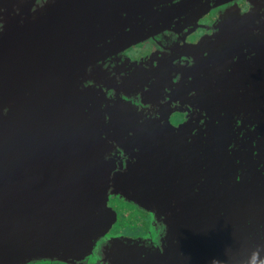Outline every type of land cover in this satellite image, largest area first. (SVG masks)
Instances as JSON below:
<instances>
[{"label":"water","instance_id":"1","mask_svg":"<svg viewBox=\"0 0 264 264\" xmlns=\"http://www.w3.org/2000/svg\"><path fill=\"white\" fill-rule=\"evenodd\" d=\"M248 1L0 0V264H264V0ZM141 42L156 49L124 53ZM113 197L149 214L144 234L110 232Z\"/></svg>","mask_w":264,"mask_h":264},{"label":"flooded vegetation","instance_id":"2","mask_svg":"<svg viewBox=\"0 0 264 264\" xmlns=\"http://www.w3.org/2000/svg\"><path fill=\"white\" fill-rule=\"evenodd\" d=\"M236 3L240 7V11H242V12L247 11L249 8V1L248 0H236ZM229 4H230V2L225 4V5H229ZM225 5L216 6V9L204 14L201 17H199L195 26H193V25L188 26L190 29H192L194 27L190 34H187V35H186V33L184 34L185 30L187 29V28H185L183 31L184 40L188 43H194L201 36L212 34L214 32L213 25L216 22L217 15L219 14L218 12H220L219 10ZM155 49L156 48L151 43L141 42L137 45L129 47L128 49L125 50L124 53L127 56H129L131 59H137L141 56L148 55L149 53H152ZM184 102H182V103L178 102L179 103L178 106H180L183 109H184V107L186 108V106L183 104ZM184 116H185L184 112H174L171 115V121L174 124H176V123L182 121Z\"/></svg>","mask_w":264,"mask_h":264},{"label":"trees","instance_id":"3","mask_svg":"<svg viewBox=\"0 0 264 264\" xmlns=\"http://www.w3.org/2000/svg\"><path fill=\"white\" fill-rule=\"evenodd\" d=\"M111 201L112 202H117V203L121 204L122 207H118L117 209L114 208L117 211V220L114 223V225L112 226V228L110 229V231L118 232L119 230L124 229L125 226L122 227L121 229H119L121 227L120 226V218L123 219V220H130V219L133 220V219H137L136 221H134L135 224H137V222H140V221L144 225H145L146 222L148 223V221H149V219H148L149 214L147 212L139 209L138 207H136L135 205H133V204L127 202V201L120 200L117 197H113ZM124 206H127L129 209H127ZM133 211H135L139 215L134 214ZM147 223H146L145 226H147ZM146 229H147V227H146ZM140 232H141V229H137V230H135L134 233H131V234L133 236H136V235L140 234Z\"/></svg>","mask_w":264,"mask_h":264},{"label":"rangeland","instance_id":"4","mask_svg":"<svg viewBox=\"0 0 264 264\" xmlns=\"http://www.w3.org/2000/svg\"><path fill=\"white\" fill-rule=\"evenodd\" d=\"M111 200H112V198L109 200V205L113 206V208L117 209L118 207H122L121 204H119L117 202H112ZM124 207H126L127 209H129L127 206H124ZM133 213L136 214V215H139L135 211H133ZM148 219H149V217H148ZM130 220H123V219L120 218V226L121 227L119 229H121L122 227L125 226L124 229L119 230L120 232H122V233H124V234H126L128 236H133L131 233H134L135 230H137V229H141V232L138 235L144 234L145 231L148 229V223H149V221H148V223L146 222L147 223V226H145L146 223L144 225L141 221L140 222H137V224H135L134 221H136L137 219H133V220L130 219ZM146 227H147V229H146ZM110 232L113 233V231H110Z\"/></svg>","mask_w":264,"mask_h":264},{"label":"clouds","instance_id":"5","mask_svg":"<svg viewBox=\"0 0 264 264\" xmlns=\"http://www.w3.org/2000/svg\"><path fill=\"white\" fill-rule=\"evenodd\" d=\"M118 232H120V231H118ZM124 234V233H123ZM126 235V234H125Z\"/></svg>","mask_w":264,"mask_h":264}]
</instances>
